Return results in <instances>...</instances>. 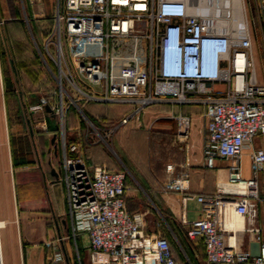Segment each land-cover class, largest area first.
<instances>
[{
  "label": "built area",
  "instance_id": "obj_1",
  "mask_svg": "<svg viewBox=\"0 0 264 264\" xmlns=\"http://www.w3.org/2000/svg\"><path fill=\"white\" fill-rule=\"evenodd\" d=\"M258 9L264 27V0ZM52 20L43 41V63L48 70L50 64L55 67L60 97L66 82L87 101L130 103L133 108L121 124L155 103L203 105L204 165L214 168L217 158L232 160L228 185H241V191L218 187L214 194L191 195L184 187L186 173L166 180L161 190L176 194L183 207L190 200L200 205L196 219L187 220L183 212L179 223L189 241H201L206 264H264V237L254 224L264 149L252 146L256 136H264V83L257 78L240 0H55ZM126 41H131L130 54L116 55L114 43L125 46ZM71 70L89 86H100L102 95L83 92ZM216 82L227 84L226 90H215ZM46 104L42 98L30 109ZM53 111L62 118V102ZM176 121V138L184 143L190 119L177 116ZM34 127L45 129V120ZM246 148L248 180L242 179L239 165ZM62 166L71 236H87L89 264H176L169 240L146 232L147 212L128 210L123 170L88 163L79 143L63 144ZM227 208L241 217V229L226 228ZM237 233H248L259 243L258 256L237 248ZM45 245L52 250L50 264L63 261L54 242Z\"/></svg>",
  "mask_w": 264,
  "mask_h": 264
},
{
  "label": "crops",
  "instance_id": "obj_2",
  "mask_svg": "<svg viewBox=\"0 0 264 264\" xmlns=\"http://www.w3.org/2000/svg\"><path fill=\"white\" fill-rule=\"evenodd\" d=\"M258 1L240 0L251 37L256 25L258 30L264 31ZM52 27L53 20L44 38ZM10 63L13 64L12 61ZM50 65L55 73V67ZM71 72L83 92L102 95L100 86H89L76 71ZM56 87V90L44 94L29 106L28 112L31 115L38 113L45 120V129L35 130L30 126L31 123L27 122L30 140L18 139L9 149L12 171L8 187L9 201L6 209L0 212L5 223L0 232L3 264H50L48 257L52 250L45 245L49 241L54 242L56 250L61 251L63 255V261L52 264H89L87 236L84 233L71 236V222L67 215L66 189L62 181V146L69 143L80 144V151L88 163L105 165L111 170H121L111 168L113 166L109 152L114 153L124 167L142 181L143 189L149 193L160 217H168L178 225L174 231L167 234L163 230L160 231V221H156L159 225L146 232H158L169 240L176 264L178 251L172 247L173 240L180 251H186L184 255L187 260H193L195 263L201 260L206 264L201 241H189L185 236L184 227L179 223L183 212L187 220L196 219L200 213V205L190 200L183 207L176 194L164 193L161 190L166 180L178 178L182 173L187 174L184 187L191 195L214 194L218 187L228 184L229 167L234 164L232 160L217 158L214 168L204 165L203 105H179L170 101L155 103L144 109L136 118L121 124V119L132 110V104L87 101L81 93L65 82L64 90L78 102L77 107L70 104L66 93L60 97L58 85ZM213 88L225 91L227 84L216 82ZM42 98L47 99V104L41 110L31 111L30 108L38 105ZM60 102L64 106L62 118L53 111ZM177 116H187L190 119L189 137L184 143H180L176 138ZM88 122L93 123L102 133L90 129ZM252 146L264 149V136H256ZM147 147L158 149V152L162 153L161 159L143 158L147 154ZM167 165H170L171 169H167ZM239 165L242 179H250L249 148L243 151ZM256 180L260 201L254 224L261 227L264 237V169L258 172ZM137 206L135 201H132L128 203V210L133 213L141 212L135 208ZM251 241H254L253 237L248 233L236 234L238 249L248 250Z\"/></svg>",
  "mask_w": 264,
  "mask_h": 264
},
{
  "label": "rangeland",
  "instance_id": "obj_3",
  "mask_svg": "<svg viewBox=\"0 0 264 264\" xmlns=\"http://www.w3.org/2000/svg\"><path fill=\"white\" fill-rule=\"evenodd\" d=\"M53 7L54 0H0V212L6 209L9 201L8 187L12 174L9 149L18 139L30 140L27 122L31 123L30 126L35 130L42 129L34 127V123L42 118L38 113L31 115L28 112L29 106L44 94L57 88V83L53 80L54 70L52 68L48 70L43 63V58L45 59L43 38L50 28ZM256 28L252 35L253 53L258 81L264 82V31ZM126 43L122 46L121 42H115L113 52L119 56L129 55L131 41ZM75 103L78 107V102ZM92 124H89L90 129L101 134L102 132ZM146 152L143 158L161 159L162 157L158 149L147 147ZM109 154L112 158L111 168L121 169L126 173L127 208L128 203L135 201L138 205L136 209L147 212L146 230L157 227L155 222L160 221L158 222L160 231L163 230L167 234L174 231L178 225L171 222L168 217L162 215L163 218L160 217L158 209L150 200L149 193L143 189L142 181L124 167L114 153L109 152ZM35 159L34 157V161ZM0 221H2L1 232L5 224L1 214ZM172 247L176 252L178 251V264H204L201 260L197 263L187 260L184 255L186 251H180L175 240L172 241Z\"/></svg>",
  "mask_w": 264,
  "mask_h": 264
},
{
  "label": "bare ground",
  "instance_id": "obj_4",
  "mask_svg": "<svg viewBox=\"0 0 264 264\" xmlns=\"http://www.w3.org/2000/svg\"><path fill=\"white\" fill-rule=\"evenodd\" d=\"M223 187L225 190L231 189L235 192L241 191L240 190L241 185L230 186L228 184H225ZM231 212H232V214H231ZM224 221H225V226L227 229H229V228L234 229V230L235 229H241L243 226V222H242L241 217L235 215L230 208H227L225 211ZM1 227H2V221H0V228ZM0 264H3L2 252H1V241H0Z\"/></svg>",
  "mask_w": 264,
  "mask_h": 264
},
{
  "label": "water",
  "instance_id": "obj_5",
  "mask_svg": "<svg viewBox=\"0 0 264 264\" xmlns=\"http://www.w3.org/2000/svg\"><path fill=\"white\" fill-rule=\"evenodd\" d=\"M249 253L252 257H256L259 254V243L251 241L248 246Z\"/></svg>",
  "mask_w": 264,
  "mask_h": 264
},
{
  "label": "trees",
  "instance_id": "obj_6",
  "mask_svg": "<svg viewBox=\"0 0 264 264\" xmlns=\"http://www.w3.org/2000/svg\"><path fill=\"white\" fill-rule=\"evenodd\" d=\"M50 22L52 23V17H50Z\"/></svg>",
  "mask_w": 264,
  "mask_h": 264
}]
</instances>
